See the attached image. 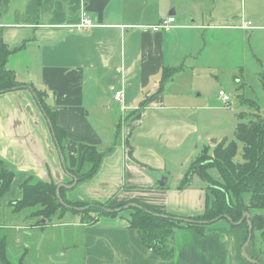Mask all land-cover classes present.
I'll return each instance as SVG.
<instances>
[{
  "label": "crops",
  "instance_id": "0c3cea01",
  "mask_svg": "<svg viewBox=\"0 0 264 264\" xmlns=\"http://www.w3.org/2000/svg\"><path fill=\"white\" fill-rule=\"evenodd\" d=\"M208 4L213 8L209 15ZM224 9V0H0V40L10 51L7 66L26 84L0 92V158L16 173L11 191L0 197V230L10 260L160 264L161 257L129 226L131 204L181 218L204 213L209 189L201 166L188 180L186 174L211 146L204 144L202 123L188 118L200 116L207 105L196 100L201 93L195 96L180 83L194 70L209 67L208 42L216 29H243V22L216 25ZM83 13L91 25H79ZM167 16L176 18L175 27L150 30ZM120 89L122 103L114 99ZM39 94L66 133L63 147ZM81 144L95 146L103 157L97 173L80 182L70 169L91 166L81 164ZM178 154L191 162L187 172L175 176L179 163L169 164L168 157L175 161ZM30 176L66 184L77 179L66 194L69 200L107 203L120 212L92 222L86 214L68 211L75 215L64 223L72 227L68 236L45 240L43 232L61 222L37 226L29 214L33 223L22 227L17 211L6 215L5 203L22 198L21 184ZM226 221L207 223L205 234L195 228L177 230L171 241L174 264H263L262 244ZM44 244L51 249L48 255L41 254Z\"/></svg>",
  "mask_w": 264,
  "mask_h": 264
},
{
  "label": "trees",
  "instance_id": "16d2710c",
  "mask_svg": "<svg viewBox=\"0 0 264 264\" xmlns=\"http://www.w3.org/2000/svg\"><path fill=\"white\" fill-rule=\"evenodd\" d=\"M10 51L0 40V92L24 87L25 82L17 79L15 72L7 66ZM37 100L43 107L53 125L57 140L63 147L66 133L56 124V118L50 107L44 102L43 95L39 94ZM256 106V104H253ZM259 108V106H258ZM235 136L242 143V159L238 160V145L235 141L217 143L212 154L210 147L203 149L202 154L193 162L186 174L197 172L200 167L201 177L206 181L209 189L208 203L203 214L191 219L181 218L152 210L146 206H131L133 210L129 218V226L134 229L143 244L152 252L161 257L160 264H174L175 248L171 241L174 233L181 228H195L199 233L205 234L207 223L228 215L232 218L230 224L233 228H243L249 234V222L245 219L240 224L245 212H250V221L253 226L251 241L260 242L264 250V119L239 121L235 129ZM81 164L91 162L88 170L83 171L79 166L70 169L77 174L80 182L92 178L98 171L103 153L95 146L81 144L79 146ZM0 158V196L7 195L12 188L16 173ZM209 168H216L219 178L209 173ZM80 174V175H79ZM54 183L29 177L22 184L23 197L12 202L15 210L20 212L30 209V217L36 218L37 226H46L61 217L67 211L88 215L90 221L95 222L99 217L115 216L120 210L111 208L107 203L93 201H72L64 196V203L58 198ZM65 189H63L64 191ZM34 192L38 197L32 196ZM244 194H249V202L244 201ZM70 205L71 207L69 208ZM83 206V208L81 207ZM84 206H89L86 208ZM77 207V208H76ZM125 205L120 206L122 209ZM94 213L95 215H92ZM45 219V222H42ZM261 238L257 240L256 237ZM248 238V235H247ZM261 252V262L264 264V251ZM0 264H22L12 262L6 253V236L0 230Z\"/></svg>",
  "mask_w": 264,
  "mask_h": 264
},
{
  "label": "rangeland",
  "instance_id": "374dc122",
  "mask_svg": "<svg viewBox=\"0 0 264 264\" xmlns=\"http://www.w3.org/2000/svg\"><path fill=\"white\" fill-rule=\"evenodd\" d=\"M238 6L237 0L233 3L224 0V13L220 12L219 18H216V25H238L242 22V25H247L248 22H252L251 27L248 30H245L247 28H243L242 25L240 26L243 28L242 30L240 28L216 29L210 35L208 42L209 67L194 70L190 77L186 81L183 78L180 84L184 89L192 91L191 93H194L195 96L201 93V96L196 100H199L203 106L207 105V108L204 107L203 110L198 112L200 116L191 114L188 118L202 123V130L205 133L204 144L211 143L210 153L212 154L214 145L217 143L235 141L239 149L236 157L240 160L243 158L242 143L235 136L237 124L239 121L247 122L251 119H264V0H241L240 13H238ZM211 10L213 11L212 6L208 4L205 9L206 13L209 15ZM230 15L233 17H230ZM208 18L211 20L210 17ZM175 89L179 90L180 88L176 87ZM221 90L230 96L227 105L221 100L219 95ZM253 104H256V106ZM196 105L200 106L199 104ZM201 114L202 120L200 118ZM214 140L216 141L214 142ZM167 154L171 155L169 152ZM189 158V156L178 154L174 158L175 161H173L171 156L168 157L169 164L179 163L172 171L173 175L177 176V171L184 173L189 168L191 162L188 161ZM189 170L190 168L187 171ZM209 173L214 178H219V172L216 168H209ZM48 183H54L56 186L54 190H56L58 198L64 202V196L70 191L68 189L77 182L66 184L51 181ZM63 189L65 190L63 191ZM32 196L38 197L39 194L34 192ZM249 196V194H244V201L247 203L250 200ZM12 202L7 201L5 203L6 215L15 210ZM81 207L83 208V206ZM84 207L85 209L90 208L89 206ZM29 212L30 209L26 208L15 215L16 221L22 227L33 223L32 219L28 217ZM261 213L264 214V212ZM74 216L73 213L67 211L65 215L56 217L55 220L57 221L54 223L61 222L62 224L58 228L52 226L47 228L43 232V238L45 240H61L59 233L62 235L65 233L68 236L72 227L64 223H69L67 221L73 219ZM220 220L227 222L226 218ZM256 239L261 240L258 236ZM67 245H69L68 240ZM32 250L30 249V253ZM71 250L79 252L81 249L74 248ZM50 253V247L44 244L41 254L48 255ZM11 257L14 258V255L11 254ZM11 261L14 263L20 262Z\"/></svg>",
  "mask_w": 264,
  "mask_h": 264
},
{
  "label": "built area",
  "instance_id": "2783aa9c",
  "mask_svg": "<svg viewBox=\"0 0 264 264\" xmlns=\"http://www.w3.org/2000/svg\"><path fill=\"white\" fill-rule=\"evenodd\" d=\"M81 20L82 21L79 24L80 26L91 25L92 20L89 17L88 13H83ZM175 23H176V18L174 16H167V17L162 18L157 24L149 26V28L153 32H167V31H170L173 27H175ZM251 25H252V22H248L247 25H242V27L243 28H249V27H251ZM220 97H221V100L223 101V103L227 105L229 100H230V96L226 92L221 91ZM114 99L117 102H120V103L123 102V90L122 89L117 90L115 92Z\"/></svg>",
  "mask_w": 264,
  "mask_h": 264
},
{
  "label": "water",
  "instance_id": "95a60500",
  "mask_svg": "<svg viewBox=\"0 0 264 264\" xmlns=\"http://www.w3.org/2000/svg\"><path fill=\"white\" fill-rule=\"evenodd\" d=\"M77 182V179H75V183ZM161 185H165V182H163V183H161V182H159ZM64 203V202H63ZM65 204V203H64ZM132 206H139V205H137V204H131ZM126 207H129V206H126ZM250 217H251V214H250V212H245L244 214H243V216H242V218H241V220L240 221H238L237 222V224H240L243 220H247L248 222H249V236H248V240H251V237H252V231H253V226H252V223H251V221H250ZM225 218H227V219H229L230 221H232V218L230 217V216H228V215H225ZM220 219V217H218V218H216V219H214L213 221H217V220H219ZM42 222H45V219H42Z\"/></svg>",
  "mask_w": 264,
  "mask_h": 264
}]
</instances>
